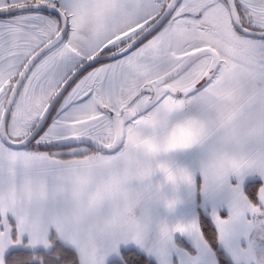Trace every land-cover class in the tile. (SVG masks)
Instances as JSON below:
<instances>
[{"label":"snow or ice","instance_id":"obj_1","mask_svg":"<svg viewBox=\"0 0 264 264\" xmlns=\"http://www.w3.org/2000/svg\"><path fill=\"white\" fill-rule=\"evenodd\" d=\"M0 264H264V0H0Z\"/></svg>","mask_w":264,"mask_h":264}]
</instances>
